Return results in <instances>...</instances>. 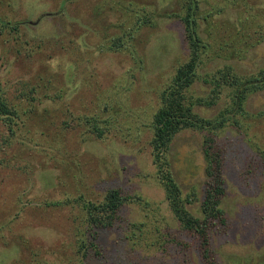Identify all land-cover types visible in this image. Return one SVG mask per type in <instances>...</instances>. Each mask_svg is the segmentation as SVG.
I'll return each instance as SVG.
<instances>
[{"label":"rangeland","instance_id":"rangeland-1","mask_svg":"<svg viewBox=\"0 0 264 264\" xmlns=\"http://www.w3.org/2000/svg\"><path fill=\"white\" fill-rule=\"evenodd\" d=\"M113 1L0 0V18L20 22V36L8 28L0 34V86L16 101L37 84L34 111L18 120L14 134L0 119V264H31L33 256L58 264V257L71 253L73 223L68 206L48 202L79 193L98 198L111 187L142 201L125 203L112 226L97 230L99 252L90 253L87 264H204L169 210L150 154V133L141 126L157 106L156 91L187 52L183 25L157 16L155 26L142 28L139 66L127 51L99 49L103 34L111 31L106 25L120 15L109 9ZM138 1L161 12L178 8L176 0ZM244 3L264 6V0H201V9L224 7L219 23L233 21ZM204 29L207 37L206 22ZM224 62L252 74L264 67V42L241 60L214 59L201 71ZM206 85L199 78L190 92L204 95ZM23 97L22 107H28ZM106 100L121 111L99 138L78 117L101 111ZM227 100L223 96L195 110L212 117ZM245 107L255 114L243 120L246 130L225 125L215 135L224 151L222 207L228 220L224 233H211L219 264H264V166L261 160L252 163L254 147L264 148V114H256L264 112V90L251 93ZM131 109L137 117L128 114ZM122 123L131 126L130 136ZM202 146L203 132L188 128L175 135L168 151L183 194L197 193L198 200L188 205L196 215L205 179Z\"/></svg>","mask_w":264,"mask_h":264},{"label":"trees","instance_id":"trees-1","mask_svg":"<svg viewBox=\"0 0 264 264\" xmlns=\"http://www.w3.org/2000/svg\"><path fill=\"white\" fill-rule=\"evenodd\" d=\"M176 4L177 9L161 12L151 3L144 1H113L109 9H116L120 15H117L116 21H110L106 25L111 31L103 34V42L99 49L127 51L133 63L142 66L144 58L137 51L136 46L140 42L141 29L155 26L157 16L175 17L181 21L187 52L184 57L177 59L169 77L156 91L157 106L149 114L147 121L141 122V126L146 127L150 133L148 144L156 178L181 232L195 243L204 264H219L217 253L212 247L211 233L212 230L224 233L228 220L222 207V199L226 194L222 164L224 151L215 135L225 125H231L238 131L247 129L243 120L255 114L246 109V101L251 93L264 90V67L252 74H240L233 65L226 62L209 71H201V67L218 58L241 60L252 48L263 43L264 6L244 3L233 21L218 23L216 16L224 12V7L214 6L203 10L201 0H176ZM205 22L207 37L203 33ZM19 24L20 22L13 23L0 18V34L8 28L16 36H20ZM131 75L134 76V72ZM199 78L208 87L204 95H194L190 92L191 86ZM36 87V83L31 85L27 91H23L18 96V100L13 101L6 96L0 86V119L9 134L15 133V125L18 120L23 122V115L29 118L33 113L32 104L37 99ZM56 94L57 98L61 96V93ZM23 95L28 97V107H22V98L26 100ZM223 96L228 97V100L216 115L206 117L195 110L196 106L216 105ZM100 108L99 112L82 114L78 117L80 124L87 126L88 133L99 138L107 134V130L117 121V115L121 111L120 105L115 107V104L107 100L103 101ZM102 112H107V116L102 117ZM127 112L137 117L136 111L131 109ZM256 114H264V112ZM130 127L125 123L120 126L121 130L126 129V136L131 134ZM188 128L203 132L205 179L199 204L200 215L192 213L188 208L189 204L198 200L195 189L183 194L168 158L173 138L178 132ZM254 150L257 157L252 163L261 160L264 166V148L257 146ZM141 201V197L123 194L116 187L106 189L98 198L79 193L72 197L49 201V206H68L73 223L71 253L58 257V264H87L89 254L94 255L99 252L95 242L97 230L112 226L125 203ZM133 225L140 226L137 223ZM183 244L188 246V242L182 241L181 245ZM31 261V264H48V261L38 256H33ZM19 264L24 262L21 261Z\"/></svg>","mask_w":264,"mask_h":264}]
</instances>
